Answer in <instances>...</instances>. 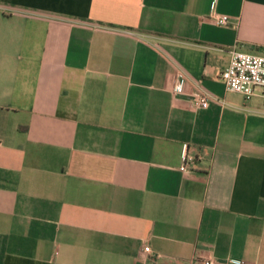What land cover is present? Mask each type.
<instances>
[{
  "label": "crops",
  "instance_id": "1",
  "mask_svg": "<svg viewBox=\"0 0 264 264\" xmlns=\"http://www.w3.org/2000/svg\"><path fill=\"white\" fill-rule=\"evenodd\" d=\"M234 47L264 55V0H0V264H264Z\"/></svg>",
  "mask_w": 264,
  "mask_h": 264
},
{
  "label": "built area",
  "instance_id": "2",
  "mask_svg": "<svg viewBox=\"0 0 264 264\" xmlns=\"http://www.w3.org/2000/svg\"><path fill=\"white\" fill-rule=\"evenodd\" d=\"M211 18L217 25H226L228 16L218 14L212 10ZM220 78L224 84L226 91L241 93L246 98L259 95L264 99V55H253L236 49L230 50V61L228 66L220 73ZM184 87V79L178 74L174 81V91L181 92ZM210 95L206 92H199L193 95V103L195 106L205 108L208 106ZM194 161V157L188 155L186 146L183 150V163L180 167L181 171H187L188 164ZM144 252H149L147 245L143 247ZM201 264H224L214 258H208Z\"/></svg>",
  "mask_w": 264,
  "mask_h": 264
}]
</instances>
